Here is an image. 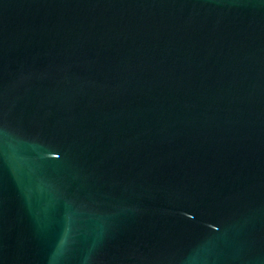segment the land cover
<instances>
[{
  "label": "water",
  "instance_id": "water-1",
  "mask_svg": "<svg viewBox=\"0 0 264 264\" xmlns=\"http://www.w3.org/2000/svg\"><path fill=\"white\" fill-rule=\"evenodd\" d=\"M0 264H264V0H0Z\"/></svg>",
  "mask_w": 264,
  "mask_h": 264
}]
</instances>
